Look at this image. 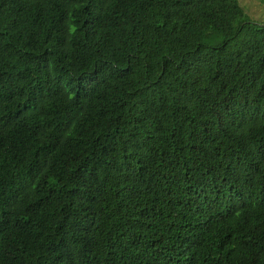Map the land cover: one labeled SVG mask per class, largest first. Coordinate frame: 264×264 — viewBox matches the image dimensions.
<instances>
[{"label":"trees","instance_id":"trees-1","mask_svg":"<svg viewBox=\"0 0 264 264\" xmlns=\"http://www.w3.org/2000/svg\"><path fill=\"white\" fill-rule=\"evenodd\" d=\"M0 264H264V25L0 0Z\"/></svg>","mask_w":264,"mask_h":264},{"label":"rangeland","instance_id":"rangeland-1","mask_svg":"<svg viewBox=\"0 0 264 264\" xmlns=\"http://www.w3.org/2000/svg\"><path fill=\"white\" fill-rule=\"evenodd\" d=\"M238 2L251 22L264 25V0H238Z\"/></svg>","mask_w":264,"mask_h":264}]
</instances>
